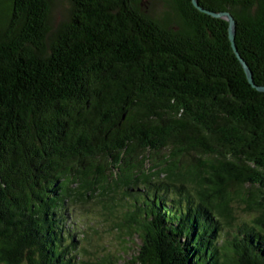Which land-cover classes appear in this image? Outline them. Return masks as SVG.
I'll return each instance as SVG.
<instances>
[{"label":"trees","instance_id":"trees-1","mask_svg":"<svg viewBox=\"0 0 264 264\" xmlns=\"http://www.w3.org/2000/svg\"><path fill=\"white\" fill-rule=\"evenodd\" d=\"M173 1L0 0V264H94V204L129 264H264V0H198L236 49Z\"/></svg>","mask_w":264,"mask_h":264},{"label":"rangeland","instance_id":"rangeland-1","mask_svg":"<svg viewBox=\"0 0 264 264\" xmlns=\"http://www.w3.org/2000/svg\"><path fill=\"white\" fill-rule=\"evenodd\" d=\"M144 10L160 22L179 30L183 28V21L173 0H143ZM72 14L71 0H51V28L58 30L66 23ZM81 216L91 221L90 230H85L88 238L83 239V247L88 253H84L87 260L94 264H129L132 257H136L140 241L134 240L135 245L120 236V232L114 224V219L101 209L100 204H94L91 208L84 210ZM78 239V238H77ZM129 242V244H126ZM132 247V249H128ZM127 248V249H126ZM127 253H123V252ZM84 256V257H85Z\"/></svg>","mask_w":264,"mask_h":264},{"label":"water","instance_id":"water-1","mask_svg":"<svg viewBox=\"0 0 264 264\" xmlns=\"http://www.w3.org/2000/svg\"><path fill=\"white\" fill-rule=\"evenodd\" d=\"M193 3L195 5L196 8L200 9L202 12H205L207 14H210L211 16L215 17V18H218V19H222V20H225L228 22L229 24V37H230V40L232 42V45L233 47L236 49V45H235V37H236V23H235V20L234 18L232 17V15L230 13H227V12H222V13H210V12H207L203 9H201L199 7V2L198 0H193ZM244 67H245V71L248 75V77L250 78V80L252 81V76H251V72L250 70L248 69V67L244 64ZM261 91H264V89H260Z\"/></svg>","mask_w":264,"mask_h":264}]
</instances>
